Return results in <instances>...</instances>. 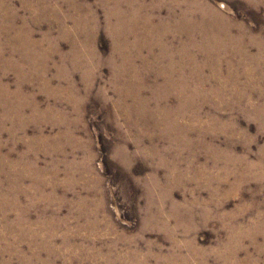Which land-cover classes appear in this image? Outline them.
Masks as SVG:
<instances>
[{"label": "rangeland", "instance_id": "374dc122", "mask_svg": "<svg viewBox=\"0 0 264 264\" xmlns=\"http://www.w3.org/2000/svg\"><path fill=\"white\" fill-rule=\"evenodd\" d=\"M0 264H264V0H0Z\"/></svg>", "mask_w": 264, "mask_h": 264}]
</instances>
